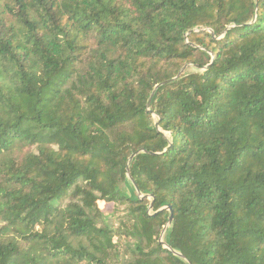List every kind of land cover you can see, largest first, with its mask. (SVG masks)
<instances>
[{"label": "trees", "instance_id": "trees-1", "mask_svg": "<svg viewBox=\"0 0 264 264\" xmlns=\"http://www.w3.org/2000/svg\"><path fill=\"white\" fill-rule=\"evenodd\" d=\"M0 264H264V0H0Z\"/></svg>", "mask_w": 264, "mask_h": 264}, {"label": "water", "instance_id": "water-1", "mask_svg": "<svg viewBox=\"0 0 264 264\" xmlns=\"http://www.w3.org/2000/svg\"><path fill=\"white\" fill-rule=\"evenodd\" d=\"M160 86H158L157 88H159ZM156 88V89H157ZM152 97H153V95H152ZM152 97H151V99H152ZM151 99H150V103H149V105H148V107H150V104H151ZM137 154H135V155H133L132 157H131V159H130V162L134 159V157L136 156ZM135 185V184H134ZM135 187H136V185H135ZM138 194H140L139 192H138ZM172 221H173V214H171V218H170V221H169V224L168 225H170L171 223H172Z\"/></svg>", "mask_w": 264, "mask_h": 264}, {"label": "rangeland", "instance_id": "rangeland-1", "mask_svg": "<svg viewBox=\"0 0 264 264\" xmlns=\"http://www.w3.org/2000/svg\"><path fill=\"white\" fill-rule=\"evenodd\" d=\"M112 209V207L108 208V211H110Z\"/></svg>", "mask_w": 264, "mask_h": 264}]
</instances>
